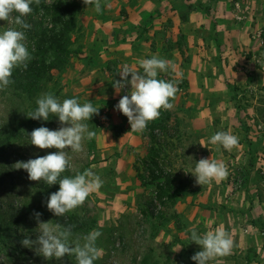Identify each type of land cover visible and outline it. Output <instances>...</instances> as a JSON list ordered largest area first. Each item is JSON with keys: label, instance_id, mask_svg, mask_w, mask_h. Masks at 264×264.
<instances>
[{"label": "rangeland", "instance_id": "374dc122", "mask_svg": "<svg viewBox=\"0 0 264 264\" xmlns=\"http://www.w3.org/2000/svg\"><path fill=\"white\" fill-rule=\"evenodd\" d=\"M55 1L73 2L81 7L76 16L77 27L71 33L72 53L67 65L48 71L32 96L22 95L12 88H0V223L3 230L0 264H75L73 256L45 260L34 249L22 247L20 243L25 237L30 240L36 238L38 230L34 213H40L41 222L60 224L61 218L46 208L50 194L45 189L48 184L30 181L24 170L12 168L17 161H27L55 151L38 149L29 144L27 138L33 130V125L26 124L27 114L34 110L35 100L44 92L52 93L60 101L73 97L79 103L90 101L98 108V113L89 119V129L95 135L82 141L80 152L65 149L71 157L70 167L61 173L71 177L90 169L103 181L101 187L91 191L81 205L62 216L80 215L88 219L86 226L72 231L74 238L93 229L101 233L97 239L101 252L94 264H142L148 249L154 250L149 264H194L190 257L200 248L189 239V230L203 233L207 228L204 224L196 226L190 220V214L193 209L201 207L216 208L222 215L243 217L241 224L243 219H247L245 225H249L250 233L255 232L264 239V222L255 221L258 216L264 221V22H258L256 28L253 25L251 30L245 27V33L250 32L254 42V50L243 49L240 53L242 58L231 66L235 70L242 68L241 80H233L225 74L223 66L218 65L219 71H205L204 76H210L212 80L209 81L210 87L202 83L197 93L190 91L186 85L180 88L175 105L190 109L186 114L188 127L201 139V148L197 155L188 153V162L179 152L178 156H172L174 162L171 168L178 173L180 180L187 182L189 194L179 197L170 208L156 204L157 219L151 223L146 220L147 207L144 205L149 200V188L141 186L134 168L135 165L140 166V160L147 155L149 137L144 136L142 131L134 130L136 138L132 142L126 125L112 122L113 115L118 111L114 110L119 101L115 98L118 95L116 91L82 90L78 85V71L84 73L97 67L95 62L86 61L83 54L91 48L89 39L92 38L85 15H91L89 9L98 0H45V3L52 5ZM250 6L241 2L235 4V18L239 22L252 21L253 9ZM30 17L46 27H52L51 18H45L42 12L31 11L25 18ZM0 27H15V24L0 21ZM25 44L28 49L26 38ZM219 62L222 61L217 60ZM170 72L176 74V79L186 80L178 77L177 71ZM109 74L112 82L113 79L119 80L118 71L111 66ZM121 91L122 96L126 95L130 86L126 85ZM124 121H128L126 117ZM38 126L57 129L61 125L53 117L52 123L40 120ZM217 131L235 135L237 145L241 147H236L231 153L218 144H210L209 137ZM209 151L214 153L213 160L224 163L228 174L219 180L220 183L212 180L199 185L192 169L194 163L206 158L203 154ZM231 195L236 196L233 201H229ZM204 196L209 202L200 206L199 201ZM237 255L229 253L215 257L210 264H221L218 262L222 259L225 263L232 260L236 264H264V248L259 252L250 248L245 257Z\"/></svg>", "mask_w": 264, "mask_h": 264}, {"label": "clouds", "instance_id": "9594fccd", "mask_svg": "<svg viewBox=\"0 0 264 264\" xmlns=\"http://www.w3.org/2000/svg\"><path fill=\"white\" fill-rule=\"evenodd\" d=\"M31 4L32 0H0V21L17 26L0 27V88L11 83L13 69L27 67L32 59L25 44V31L31 25L23 19L31 13ZM96 6L99 7L98 4ZM138 63L141 71L122 66L118 73L119 80L113 79L112 87L118 93L126 85L130 86V91L120 97L114 110L127 118L131 130L142 131L148 122L158 118L161 109L172 107L170 101L178 88L172 80L157 78L158 72L174 69L171 60L153 54ZM35 105L34 110L27 114L28 118L47 121L52 115L61 126L57 129L43 126L33 129L27 134L29 144L38 149L55 151L27 161H17L12 168L24 170L30 181H43L49 186L58 184V190L49 194L46 208L54 216L62 217L81 205L90 192L100 188L103 183L90 169L71 177H61V173L70 167L69 151L80 152L82 141L95 135L89 129V119L98 113V108L90 101L79 103L75 97L60 101L50 92L40 94ZM209 143L228 150L237 145L238 138L228 132L217 131L209 137ZM192 172L199 185L221 180L228 174L223 162L210 158H202L194 163ZM34 217L38 230L36 238L30 240L25 237L20 241L22 247L34 249L45 260L73 256L75 264H94L99 257L101 249L97 247V239L101 233L98 230L93 229L74 238L70 226L51 221L41 222L38 212L34 213ZM189 231V239L200 248L190 257L194 264H210L215 257L228 255L233 247L230 233L220 227L203 233L194 229Z\"/></svg>", "mask_w": 264, "mask_h": 264}, {"label": "crops", "instance_id": "0c3cea01", "mask_svg": "<svg viewBox=\"0 0 264 264\" xmlns=\"http://www.w3.org/2000/svg\"><path fill=\"white\" fill-rule=\"evenodd\" d=\"M238 2L251 5L252 21L242 23L235 18ZM89 10L91 15H85L84 20L88 19L91 48L83 57L95 62L97 67L84 73L78 71V85L82 90L101 92L115 91L110 66L118 73L125 65L132 71H141L138 61L153 54L171 60L175 66L173 71H177L178 77H184L190 91L195 93L201 90L202 83L211 86V77L204 74L209 69L219 71L218 65L223 66L225 74L233 80H241L242 68L235 70L231 66L242 58L243 49L254 50V42L250 32L245 33V27L251 30L253 25L256 28L258 22H264V0H98ZM217 60L222 62L217 63ZM121 96L120 90L115 98ZM124 119L116 111L112 122L125 124L128 135L135 142V132ZM236 147L241 146L238 144L228 151L235 152ZM203 155L213 159L214 153L209 151ZM230 197L229 201L236 198ZM208 202L204 196L199 205ZM242 218L222 215L216 208L208 207L193 209L190 214V220L196 226L204 224L207 231L220 227L230 233L233 241L230 253L245 257L250 248L263 251L264 239L255 232L250 233L249 225H245L247 219L241 224ZM255 221L264 222L259 216ZM242 225H245L244 229H241ZM226 261L222 259L218 263L236 264L232 260Z\"/></svg>", "mask_w": 264, "mask_h": 264}, {"label": "trees", "instance_id": "16d2710c", "mask_svg": "<svg viewBox=\"0 0 264 264\" xmlns=\"http://www.w3.org/2000/svg\"><path fill=\"white\" fill-rule=\"evenodd\" d=\"M30 7L32 11L42 12L45 18H51L52 27H46L31 17L28 19L23 17L24 21L31 25L30 29L25 31V38L29 41L28 51L32 59L27 63V67L13 69L11 83L6 88H12L25 96H32L40 80L44 79L48 71L62 69L67 65L72 53L71 33L77 27L76 16L81 10L78 4L68 1H55L52 5H47L45 0H32ZM160 73L157 78L172 80L176 83L178 91L170 101L172 107L168 110L161 109L158 118L148 122L142 130L143 135L149 137L150 144L147 155L140 160L141 165L134 166L141 186L149 188V200L144 205L147 207L146 220L151 223L157 219L156 204L161 205L162 208H170L175 205L179 197L189 194L187 182L180 180L178 173L171 168L174 162L172 156L175 154L178 156L179 152L188 162V153L197 155L201 148V139L188 127L186 114L190 109L175 105L180 88L184 85L188 86V81L176 79V74L170 71ZM28 120L26 123L28 126L33 125V129L39 127L40 120ZM52 121L53 117L50 115L49 120L44 122L50 124ZM45 189L54 193L58 190V184L46 185ZM160 214L163 216V213ZM59 222L62 226H70L74 231L86 226L88 219L80 215H71L68 218H59ZM2 235L0 223V237ZM153 253V249H148L142 264H149Z\"/></svg>", "mask_w": 264, "mask_h": 264}]
</instances>
